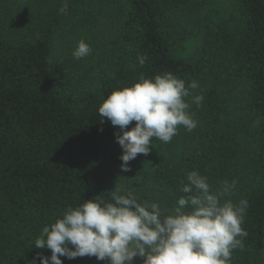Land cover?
<instances>
[{"label": "trees", "instance_id": "16d2710c", "mask_svg": "<svg viewBox=\"0 0 264 264\" xmlns=\"http://www.w3.org/2000/svg\"><path fill=\"white\" fill-rule=\"evenodd\" d=\"M6 0H0V8ZM65 2V3H64ZM65 6L66 11L61 8ZM198 9L196 0H32L0 19V264H33L47 248H34L43 227L68 207L109 200L112 190L140 201L174 207L188 172L207 177L212 193L248 208V235L231 264H264V0H234L233 15L201 38L196 58L180 54L187 34L173 26ZM103 21L106 40L63 33V23L83 32ZM88 29V28H87ZM62 36L59 41L57 38ZM83 40L92 51L72 57ZM148 57L145 65L137 56ZM172 73L199 87L189 110L197 127L168 148L151 141L120 169L118 128L98 113L111 91L130 87L140 73ZM62 264H106L95 257ZM39 264V259L35 260Z\"/></svg>", "mask_w": 264, "mask_h": 264}, {"label": "clouds", "instance_id": "9594fccd", "mask_svg": "<svg viewBox=\"0 0 264 264\" xmlns=\"http://www.w3.org/2000/svg\"><path fill=\"white\" fill-rule=\"evenodd\" d=\"M91 47L80 40L72 57L80 60L91 53ZM146 55L137 56L143 67ZM199 87L196 81L185 84L172 73L145 78L130 87L111 91L98 107L118 132L116 143L122 149L120 169L131 171L129 162L138 154L148 156L151 140L170 143L183 127L191 132L197 121L189 113L191 103L199 106L202 95H192ZM135 122L134 126L126 130ZM181 196L174 207L162 208L158 202L140 201L131 191L120 189L109 193V200L89 199L66 208L61 218L43 227L34 241V248L50 250L51 255L37 254L39 264H62L59 257L69 260L95 257L107 264H132L142 258L143 264H231L232 252L243 247L248 233L244 222L248 202L221 197L235 188V182H225L219 193H212L207 177L198 171L188 172L180 181Z\"/></svg>", "mask_w": 264, "mask_h": 264}, {"label": "rangeland", "instance_id": "374dc122", "mask_svg": "<svg viewBox=\"0 0 264 264\" xmlns=\"http://www.w3.org/2000/svg\"><path fill=\"white\" fill-rule=\"evenodd\" d=\"M198 2V9L190 17H184L178 22H175L173 26H176L177 29L185 32L184 35H188L184 40L183 47L180 50V54L185 58H196V54L200 49V42L202 36L205 32L210 29H216V26L228 22L233 15V1L234 0H196ZM3 3L4 6L0 8V19L4 20L5 12L9 9L11 13L7 14L10 16H15L17 13L21 14L24 12L25 8H32V0H6ZM65 3V2H64ZM62 12L66 11V7L61 8ZM88 28V29H87ZM83 32H75L70 25L63 23V33L70 34L74 32L80 38H83L85 41H94L95 38L100 39L101 41L106 40V28L105 23L102 21H97L95 24L87 27ZM63 37L59 36L57 40H61ZM187 102V100H186ZM191 113V110H188ZM135 122H132L126 130H129L133 127ZM186 130L181 127L178 129V134L185 132ZM177 134V135H178ZM174 137L172 141H176ZM157 144L160 143V146L163 148H168L170 143H164L159 140L152 139ZM228 197L231 199L230 194ZM164 203V201H163ZM160 204L162 208H172V206ZM107 264V261H106ZM132 264H143L142 258H134Z\"/></svg>", "mask_w": 264, "mask_h": 264}]
</instances>
